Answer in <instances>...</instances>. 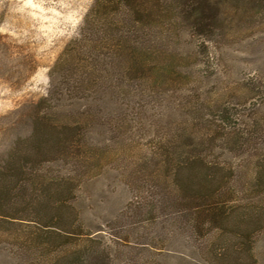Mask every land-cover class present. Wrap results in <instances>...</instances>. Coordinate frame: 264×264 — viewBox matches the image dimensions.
<instances>
[{
  "label": "rangeland",
  "instance_id": "374dc122",
  "mask_svg": "<svg viewBox=\"0 0 264 264\" xmlns=\"http://www.w3.org/2000/svg\"><path fill=\"white\" fill-rule=\"evenodd\" d=\"M184 1L136 0L152 11L123 56L99 61L102 46L83 40L52 77L94 0H0V189L9 166L43 182L16 205L30 217L0 210V264L34 260L21 242L45 231L33 217L60 210L48 195L63 174L76 178L61 210L77 212L78 239L98 256L107 247L110 264H264V0H202L228 7L210 41L172 11ZM76 131L88 159L67 155ZM189 152L204 161L178 164ZM207 173L227 189L214 217L196 207Z\"/></svg>",
  "mask_w": 264,
  "mask_h": 264
},
{
  "label": "trees",
  "instance_id": "16d2710c",
  "mask_svg": "<svg viewBox=\"0 0 264 264\" xmlns=\"http://www.w3.org/2000/svg\"><path fill=\"white\" fill-rule=\"evenodd\" d=\"M135 2L136 0H94L83 19V23L80 28V37L74 41L73 46L68 44L62 57L52 68L50 73L51 76L53 77V74L56 75L60 72L63 64L68 61L67 57L69 56L67 55H73L72 53L76 51V46L83 40H90L93 42L94 46H102V49L99 48L100 50L96 54V57H94V54L91 56V58L94 57V59L97 58L98 60H104L107 54H111V57L116 56L118 58L123 56V53L126 50V43L128 42L127 40H129L130 34H132L131 32H133L137 27V23L141 22L140 18H144V16H146L143 15V13L152 11L150 6ZM203 4L204 3L202 0H185L178 5L172 6V11H177L178 14H183L187 18L192 17V28L198 35L206 36L204 40L210 41L209 36L215 34V20L221 17L225 19V15L228 14V7L225 9V7L222 5L221 8V5L219 4L206 5L205 7ZM102 14H104L105 18L102 21H98L97 19L101 17ZM111 14H114V16L117 17L119 16V19L117 21H113V19L110 17ZM133 15H136L137 19L132 20L131 16L133 17ZM128 23L130 24L129 28L126 27V24ZM114 28L118 32L116 35H114V33L113 35L111 34ZM99 32L101 35H95ZM104 49L107 51H103ZM134 66L135 64H131V68L128 65H126L124 68L127 67L129 71L133 70ZM91 70L87 72L88 75L89 73H94V71ZM82 78L83 76L80 77V79ZM86 78H88V76H86ZM53 89L54 90H52V93L55 92L54 95H56V93L59 95L64 94V89L61 90L58 85H56V88ZM52 93L50 90L48 98H42L41 101H50L49 99H51V95H53ZM220 120L222 122L225 120L224 115L220 117ZM78 124L79 122L67 123L65 125L61 124L60 128L75 130L76 128L78 129ZM74 134V137H71L68 140L69 152L67 155L76 157L79 156L80 158L83 156L82 160L83 158L88 159V157L84 156L83 152L78 150L80 149L78 146L79 142L76 138L78 131H76ZM191 136L192 135L190 134L188 135L189 138H192ZM190 152L187 153V157L178 159V164L181 162L184 163L182 166H191L197 161H204L202 157ZM170 153L171 152L166 151L165 156L163 157L165 160H168L167 162L173 159ZM23 168V165L16 168L12 166L5 168L7 172H3V175L5 176L4 179H6L5 182H9L10 184H8L5 189L4 183L2 190L0 189V210H6L5 208L8 210L9 208L16 209V205L20 204L22 201L24 204H26L25 207L30 205V194H33L30 193V182L35 184L34 189L36 192L43 191V182L37 178V173H33L32 170L28 172ZM15 169L16 171L14 172ZM175 169L178 170V167L176 166ZM174 175H177V173L175 174L174 172ZM38 176L41 178L44 177L42 174H39ZM206 176L208 179H206L207 183L204 185L205 189H203L206 190L203 191L206 193V195L201 196L200 200L204 201L196 205V207L200 209V211H210L212 213V217H214L217 210L221 209L222 207V201L225 198L224 193L227 189L225 188V181L222 175L218 176L207 173ZM74 178H76L75 175L63 174L55 183L56 186L53 188V190L49 192V204H53L55 207L60 208V210H55V212L50 215L39 213L37 214V217H33L38 220V223L40 222L45 224V231L38 233L35 238L30 241L27 240L21 242L25 249L30 250V257L34 259L31 264H60L62 260H64L62 264H110L109 253L106 249L107 247H102V249L99 251L101 255L98 256V254H94L95 251L92 247V238L87 236V239H78L81 236H84V234L78 230L80 226L76 225V221L79 217L77 212L71 211L70 209L68 212L61 210L63 207H69L68 201L73 194V188L71 184L75 181ZM35 179L38 180L34 181ZM26 195H28L27 199ZM17 211V209L13 212L7 211L6 213L8 215L6 214V216L26 215L30 217V213L28 211H25L26 213L24 215L22 213H18ZM50 226H57L59 229H52ZM74 226L77 227L74 228ZM70 239H74L70 242L73 244V246L69 248L67 252H65L63 249H60L59 246H61V244L59 242H68L67 240ZM75 241L77 242L75 243ZM59 254L61 255L59 256ZM60 257L61 260H59ZM96 258L102 259H99V261L97 260L96 262Z\"/></svg>",
  "mask_w": 264,
  "mask_h": 264
}]
</instances>
